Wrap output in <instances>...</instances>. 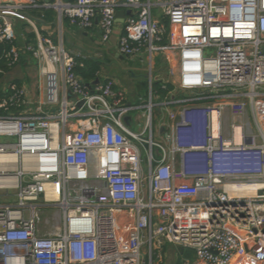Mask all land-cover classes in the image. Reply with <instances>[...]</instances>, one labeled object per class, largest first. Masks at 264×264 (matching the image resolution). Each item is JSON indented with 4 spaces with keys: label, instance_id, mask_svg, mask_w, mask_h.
Returning a JSON list of instances; mask_svg holds the SVG:
<instances>
[{
    "label": "built area",
    "instance_id": "2783aa9c",
    "mask_svg": "<svg viewBox=\"0 0 264 264\" xmlns=\"http://www.w3.org/2000/svg\"><path fill=\"white\" fill-rule=\"evenodd\" d=\"M31 9L56 12V41L13 44L14 20L35 26ZM119 11V54L161 55L176 80L165 100L150 81L142 133L124 124L140 107L113 79L78 75L64 41L69 19L108 43ZM4 43L10 68L37 60L45 95L11 83L0 96V264H160L166 243L193 252L183 264H264V0L3 1ZM49 207L60 211L42 223Z\"/></svg>",
    "mask_w": 264,
    "mask_h": 264
},
{
    "label": "rangeland",
    "instance_id": "374dc122",
    "mask_svg": "<svg viewBox=\"0 0 264 264\" xmlns=\"http://www.w3.org/2000/svg\"><path fill=\"white\" fill-rule=\"evenodd\" d=\"M16 30L23 31V24H21V26L16 27ZM96 40L100 41V38H97ZM64 41L65 46L68 47L67 39L64 38ZM101 44V49L105 52L103 54L101 53L99 57L101 61L100 59H97L99 62H101V70L103 71L101 77L104 79H118L122 83V87L126 91L133 89L134 91L138 92V97L140 98L136 100V103L138 105L144 103V106L149 107L151 99V95L149 92L150 90L145 89L143 87V84L145 82H148L149 84L151 80L155 81L158 75V69H167L168 64L165 60V57L161 55H155V57L151 61L147 54H143L142 57H138L132 62H129L128 60L121 61L116 58L115 53L110 52V50H108L107 43L101 42ZM16 79H21L22 81L20 82H24L26 84L30 92V97L34 102L40 103L44 101L45 79L40 73V64L37 62L36 59L32 57V55L27 54L25 57L23 56L22 60H20L17 65L11 67L7 72L4 71L3 76L0 79V87L5 86L6 88L8 87V85L16 81ZM4 83L8 84L4 85ZM174 94H176L177 96L185 95L177 91ZM153 104L155 103L153 102ZM35 106H37V104H34L31 107L33 108ZM144 112L149 116L150 110L148 108L144 109V111H132L130 115L126 117L125 121L123 120L124 124L135 133L144 132L145 124L147 121V117L146 114L144 115ZM161 118L164 121H168L167 112L163 111L161 114H158L155 108L152 116V129L154 141L164 144L165 142L162 140L163 136L159 128V121ZM150 135V129H147V131H145L144 133V138L150 139ZM143 156L146 159V155L144 152ZM6 193L7 192L5 191L2 194L7 195ZM9 194L13 193L9 192ZM59 211V209L51 207L43 208L41 210L42 214L40 216V218L42 219V223H45L46 220L54 222ZM162 249V252H157L154 255V263L160 262L158 255H161L163 258L160 264H183L185 259L192 260L194 257L193 252L191 251H187L184 255H181L177 251V248L169 243H166ZM146 261L149 262L148 256L146 257Z\"/></svg>",
    "mask_w": 264,
    "mask_h": 264
},
{
    "label": "crops",
    "instance_id": "0c3cea01",
    "mask_svg": "<svg viewBox=\"0 0 264 264\" xmlns=\"http://www.w3.org/2000/svg\"><path fill=\"white\" fill-rule=\"evenodd\" d=\"M3 1H13V0H0V2H3ZM14 1H18V0H14ZM64 1H75V0H64ZM28 14L35 21V26L29 25L25 22L14 20L15 35H16L15 41H17V46L23 47V45L26 43L35 44L37 42L38 35L42 37H47L51 39L52 41L57 40V38L60 35V25L57 19V14L54 10L52 9H31L28 11ZM21 24H23L24 32L21 30L20 31L16 30V27L21 26ZM62 25H63L62 28H63L64 38L67 39L68 47H66V49L73 53L80 54V57H77L76 62L77 60H80L82 64H84L85 61L99 62L97 59H100L99 57L101 53L102 54L105 53L101 49V45H102L101 42L103 41H102V34H101L99 26L95 24L93 28L88 29V30H83V29H80L77 25L71 24L69 20H64ZM122 33H123V28L121 24L116 25L113 36L111 37L110 41L107 43L109 45V46L107 45L108 50H110V52L115 53L116 58H118L119 60L121 61L128 60L129 62H132L138 57L127 58V57L121 56L118 52V41ZM97 38H100V41H97L96 40ZM26 55L27 54L22 55L21 60L23 56L25 57ZM99 64L101 65V62H99ZM102 72L103 71L100 70L99 77L89 82H91L92 84H98L99 82H103L106 79H111V78H105V79L102 78L101 77ZM166 73H167V69H163V68H160V70L158 69V75H157L156 80L167 79ZM17 80L18 79H16V81ZM113 80L119 85V87H121L126 92L127 100L131 105L139 106L140 108L138 110H141V111H144V109L147 108V106L143 105L144 103L141 105H138L136 103V100L140 99L138 97L139 96L138 92L134 91L133 89L126 91L122 87V83L118 79L114 78ZM18 81H22V80L19 79ZM170 82L174 84L176 80L175 79L173 81L170 80ZM5 84H8V83H4V85ZM21 85L25 86L28 90V87L26 86L24 82H21ZM149 86H150V83H149ZM1 88L4 89L5 86ZM156 98L157 97L154 96V99ZM156 110L158 114H161L163 111H165L162 108L156 109ZM145 114L146 113L144 112V115ZM167 122L168 121H164L162 118L160 119L159 121L160 132L162 131L164 132V130H166L164 126L167 124ZM202 124L203 123L201 121H199V123L197 124L198 131L202 130Z\"/></svg>",
    "mask_w": 264,
    "mask_h": 264
},
{
    "label": "trees",
    "instance_id": "16d2710c",
    "mask_svg": "<svg viewBox=\"0 0 264 264\" xmlns=\"http://www.w3.org/2000/svg\"><path fill=\"white\" fill-rule=\"evenodd\" d=\"M69 20V19H65ZM70 21V20H69ZM166 43V40L164 41ZM13 44L17 45V41H13ZM36 44V43H35ZM12 47V43H4L0 44V58L2 55L9 51ZM24 55V53H22ZM0 69L4 71H9L10 67L7 66L6 62L3 59H0ZM101 70V65L97 61H85L84 64L80 60H77V64L75 66V72L80 75L85 81H93L97 77H99V73ZM3 73H0V79L2 78ZM13 83L17 85H21L20 81H14ZM145 89H149L148 82L143 84ZM175 85L171 82H166L163 79L155 80L152 83V93L153 96L158 97L160 100H165L170 97V94L175 91ZM3 89L0 87V96H3Z\"/></svg>",
    "mask_w": 264,
    "mask_h": 264
},
{
    "label": "water",
    "instance_id": "95a60500",
    "mask_svg": "<svg viewBox=\"0 0 264 264\" xmlns=\"http://www.w3.org/2000/svg\"><path fill=\"white\" fill-rule=\"evenodd\" d=\"M47 2L50 1V0H46ZM130 13L129 12H124V11H119L118 14H117V17H118V23L119 24H123L124 23V19L127 17V15H129ZM177 251L183 255L184 253V249L183 247L181 246H177Z\"/></svg>",
    "mask_w": 264,
    "mask_h": 264
},
{
    "label": "bare ground",
    "instance_id": "6f19581e",
    "mask_svg": "<svg viewBox=\"0 0 264 264\" xmlns=\"http://www.w3.org/2000/svg\"><path fill=\"white\" fill-rule=\"evenodd\" d=\"M238 261H239V260L237 259V260H235V262H234V263H235V264H237V263H238Z\"/></svg>",
    "mask_w": 264,
    "mask_h": 264
}]
</instances>
